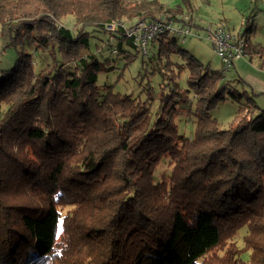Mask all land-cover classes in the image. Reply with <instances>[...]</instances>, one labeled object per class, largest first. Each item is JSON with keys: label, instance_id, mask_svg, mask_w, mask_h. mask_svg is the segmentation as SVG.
<instances>
[{"label": "trees", "instance_id": "obj_1", "mask_svg": "<svg viewBox=\"0 0 264 264\" xmlns=\"http://www.w3.org/2000/svg\"><path fill=\"white\" fill-rule=\"evenodd\" d=\"M165 14L183 13L158 0H0L1 34L17 54L0 70V264H216L228 239L232 264H264L257 94L218 89L225 71L168 35L142 61L159 79L146 99L97 83L141 53L123 27H107ZM68 16L71 27L61 22ZM255 32L252 21L237 36L250 61L264 59ZM40 51L52 59L48 71L35 70ZM104 51L115 58L101 59ZM183 74L195 100L184 98ZM231 93L245 101L222 129L211 111ZM157 100L165 111L153 115ZM186 103L191 137L175 123L176 104ZM166 157L173 168L156 181Z\"/></svg>", "mask_w": 264, "mask_h": 264}, {"label": "rangeland", "instance_id": "obj_2", "mask_svg": "<svg viewBox=\"0 0 264 264\" xmlns=\"http://www.w3.org/2000/svg\"><path fill=\"white\" fill-rule=\"evenodd\" d=\"M168 9H179L183 14L179 15L177 20L189 24L191 34L186 38H178L181 48L189 52L197 58L211 71H223V64L220 56L215 51V41L213 40V32L216 28H223L228 34L237 37L245 30L247 23L252 21L256 24V32L253 40L264 46V0H158ZM168 14L162 15L166 17ZM171 16V15H170ZM127 21L126 19H122ZM73 17L68 16L61 20L62 24L69 27L73 24ZM106 39V36L104 37ZM9 37L1 34L0 29V70H8L15 64L17 58L14 47L9 45ZM157 40L150 42L148 49L150 51L157 50ZM132 53H137L135 49L130 48ZM150 51L148 55L150 54ZM105 52V51H104ZM40 55L35 59L36 71H48L51 67L52 59L46 51H40ZM143 56L141 53L136 55L133 61L129 62L128 58H120L116 61L114 69L110 72H103L98 77V85L103 91L105 86L112 87V91L122 95H131L139 100L146 99L149 85L158 87V76L153 74L152 64H143ZM115 58L110 52H105L101 59ZM187 72V71H186ZM185 74H183L180 84L185 92L184 98L195 100L193 93H188ZM151 87V86H150ZM224 87L232 88L237 94L246 89L254 91L256 103L260 108L264 109V59H253L250 61L248 57H241L233 61L232 68L224 73V77L218 83V89ZM252 89V90H251ZM232 94V93H231ZM245 100L239 95L232 94L231 99L226 102L219 103L216 108L211 111V115L216 118L220 124V128L226 129L234 121L240 104ZM160 102L154 101L148 104L150 111L156 115L161 111H165V107L159 109ZM190 103L176 104L178 112L175 113V123L181 135L191 137L194 132L192 119L188 117V109ZM173 105H170V109ZM169 111V109L166 108ZM92 155L85 156L82 163L86 168L92 167ZM173 166L170 164L169 158H164L158 165L155 173V180L158 181L164 174H170ZM242 232L234 240L241 247L243 245ZM233 240L228 239L218 250V259L214 261L216 264H232V257L236 253V249L232 246ZM224 255L230 257H223ZM222 256V257H221ZM237 259V257H234Z\"/></svg>", "mask_w": 264, "mask_h": 264}, {"label": "built area", "instance_id": "obj_3", "mask_svg": "<svg viewBox=\"0 0 264 264\" xmlns=\"http://www.w3.org/2000/svg\"><path fill=\"white\" fill-rule=\"evenodd\" d=\"M124 28L125 35L130 38L133 45L139 49L143 56L149 53L148 46L151 41L162 35L186 39L191 34V27L183 21L173 19L170 15L143 19L126 25L124 22H117L107 27L109 31H115L117 26ZM215 51L220 56L224 71L232 68L233 61L244 56L243 43L227 33L223 28H216L213 32Z\"/></svg>", "mask_w": 264, "mask_h": 264}, {"label": "crops", "instance_id": "obj_4", "mask_svg": "<svg viewBox=\"0 0 264 264\" xmlns=\"http://www.w3.org/2000/svg\"><path fill=\"white\" fill-rule=\"evenodd\" d=\"M252 90V89H251ZM253 91V90H252ZM254 92V91H253ZM255 93V92H254ZM256 94V93H255Z\"/></svg>", "mask_w": 264, "mask_h": 264}]
</instances>
